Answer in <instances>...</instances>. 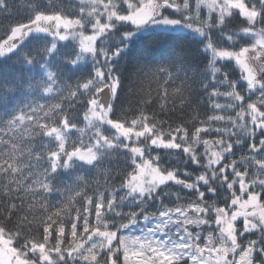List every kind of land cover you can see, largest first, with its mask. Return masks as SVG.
Segmentation results:
<instances>
[{"label":"snow or ice","instance_id":"6c2138e0","mask_svg":"<svg viewBox=\"0 0 264 264\" xmlns=\"http://www.w3.org/2000/svg\"><path fill=\"white\" fill-rule=\"evenodd\" d=\"M0 264H264V0H0Z\"/></svg>","mask_w":264,"mask_h":264},{"label":"trees","instance_id":"16d2710c","mask_svg":"<svg viewBox=\"0 0 264 264\" xmlns=\"http://www.w3.org/2000/svg\"><path fill=\"white\" fill-rule=\"evenodd\" d=\"M13 6H14V15H17V10L20 8L21 6V0H13ZM205 13H207V9H205ZM15 67V66H14ZM221 103H223V100H221ZM203 111V110H201ZM208 115H212L213 113L212 112H208L207 113ZM201 118H204L203 116H201ZM81 127L83 125H80ZM240 153H238L239 155ZM95 179V177H93ZM101 181L103 180V177L100 178ZM173 191H176V189H172ZM182 195H184V193H182ZM128 209H125V211H127ZM150 211H154V209H150ZM254 238V237H252Z\"/></svg>","mask_w":264,"mask_h":264}]
</instances>
